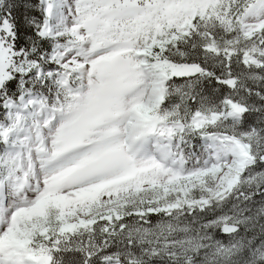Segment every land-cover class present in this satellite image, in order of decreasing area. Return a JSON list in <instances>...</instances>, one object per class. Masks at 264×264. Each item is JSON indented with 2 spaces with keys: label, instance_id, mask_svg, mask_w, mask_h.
Listing matches in <instances>:
<instances>
[{
  "label": "snow or ice",
  "instance_id": "6c2138e0",
  "mask_svg": "<svg viewBox=\"0 0 264 264\" xmlns=\"http://www.w3.org/2000/svg\"><path fill=\"white\" fill-rule=\"evenodd\" d=\"M0 264H264V0H0Z\"/></svg>",
  "mask_w": 264,
  "mask_h": 264
}]
</instances>
